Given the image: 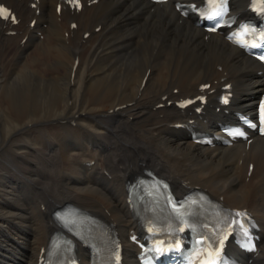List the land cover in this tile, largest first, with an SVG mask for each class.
I'll list each match as a JSON object with an SVG mask.
<instances>
[{
	"label": "bare ground",
	"instance_id": "6f19581e",
	"mask_svg": "<svg viewBox=\"0 0 264 264\" xmlns=\"http://www.w3.org/2000/svg\"><path fill=\"white\" fill-rule=\"evenodd\" d=\"M89 1L78 12L65 0H0L20 18L0 25V264H37L67 202L124 236L134 225L126 183L149 167L179 193L200 185L249 207L264 228V142L201 147L173 127L186 116L175 102L206 83L218 90L213 103L231 82L232 107L249 111L264 90L258 62L220 33L206 38L171 2ZM248 1L234 0V11ZM133 250L125 240L127 264H137ZM252 264H264V229Z\"/></svg>",
	"mask_w": 264,
	"mask_h": 264
},
{
	"label": "snow or ice",
	"instance_id": "6c2138e0",
	"mask_svg": "<svg viewBox=\"0 0 264 264\" xmlns=\"http://www.w3.org/2000/svg\"><path fill=\"white\" fill-rule=\"evenodd\" d=\"M0 14H2V15H6V10H4V9H0Z\"/></svg>",
	"mask_w": 264,
	"mask_h": 264
}]
</instances>
